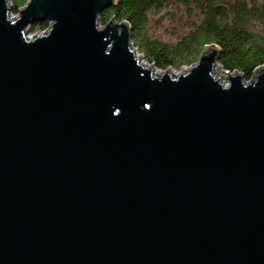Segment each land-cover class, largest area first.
I'll return each instance as SVG.
<instances>
[{
	"label": "water",
	"instance_id": "water-1",
	"mask_svg": "<svg viewBox=\"0 0 264 264\" xmlns=\"http://www.w3.org/2000/svg\"><path fill=\"white\" fill-rule=\"evenodd\" d=\"M115 3L0 0V264H264V64L157 75Z\"/></svg>",
	"mask_w": 264,
	"mask_h": 264
},
{
	"label": "trees",
	"instance_id": "trees-1",
	"mask_svg": "<svg viewBox=\"0 0 264 264\" xmlns=\"http://www.w3.org/2000/svg\"><path fill=\"white\" fill-rule=\"evenodd\" d=\"M27 1L11 0L14 11ZM151 16H157V24L169 18L188 30L175 39H155L149 33ZM99 18L104 24L111 19L126 22L131 44L159 70L195 62L211 45L219 50L220 67L245 80L264 64V0H116ZM48 25L35 22L31 28L42 31Z\"/></svg>",
	"mask_w": 264,
	"mask_h": 264
},
{
	"label": "rangeland",
	"instance_id": "rangeland-1",
	"mask_svg": "<svg viewBox=\"0 0 264 264\" xmlns=\"http://www.w3.org/2000/svg\"><path fill=\"white\" fill-rule=\"evenodd\" d=\"M8 6L10 7V13H9L10 15L9 16L12 19H15L16 17H18L19 8L16 11H14L13 4H12L11 0H8ZM24 6H22V7H24ZM22 7H20V8H22ZM169 10L174 12L173 8H170ZM156 17L157 16H151L152 22H151V26H150V30H149L150 35L155 39H161V40L175 39L177 36H181V34L187 32V30H188V25H178V23L176 21H171L169 18H166L165 20L161 21V24H157V23H155ZM97 22H98L99 28H103V26L107 23V22L105 24L102 23L100 21L99 16L97 18ZM48 24H49V22H48ZM31 25L32 24L27 25L24 28V32L26 33V36L28 38L35 37L39 33H41L42 31L46 32V30L48 29V27H47L46 29H44L42 31H34L33 32ZM131 45L134 48V53H135L136 57H139L142 55V57L140 58V62L142 61L144 65H147V64L152 65V63H149L144 58V55L137 48H135L133 46V44H131ZM196 62H197V60L195 62H192L189 64H184L177 69L170 68V74L172 73L173 76H177L180 73H182L183 71H187L188 68L191 67L192 65H194ZM166 70H159V69L153 68V72L157 75L163 74ZM222 75L226 76V73L222 72ZM221 82H223L224 84H228V80L226 78H221Z\"/></svg>",
	"mask_w": 264,
	"mask_h": 264
},
{
	"label": "bare ground",
	"instance_id": "bare-ground-1",
	"mask_svg": "<svg viewBox=\"0 0 264 264\" xmlns=\"http://www.w3.org/2000/svg\"><path fill=\"white\" fill-rule=\"evenodd\" d=\"M28 38V37H27ZM29 39V38H28ZM136 56V55H135ZM141 63L143 64V62L141 61ZM172 74V73H171ZM173 75V74H172Z\"/></svg>",
	"mask_w": 264,
	"mask_h": 264
},
{
	"label": "built area",
	"instance_id": "built-area-1",
	"mask_svg": "<svg viewBox=\"0 0 264 264\" xmlns=\"http://www.w3.org/2000/svg\"><path fill=\"white\" fill-rule=\"evenodd\" d=\"M9 15H10V14H9ZM47 30H48V29H47ZM47 30H46V31H47ZM147 65H149V64H147ZM153 66H154V65H153ZM154 68H155V67H154ZM155 69H156V68H155Z\"/></svg>",
	"mask_w": 264,
	"mask_h": 264
}]
</instances>
